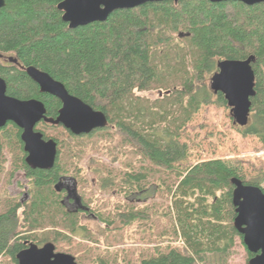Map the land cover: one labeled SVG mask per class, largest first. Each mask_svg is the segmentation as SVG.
<instances>
[{"label":"trees","instance_id":"16d2710c","mask_svg":"<svg viewBox=\"0 0 264 264\" xmlns=\"http://www.w3.org/2000/svg\"><path fill=\"white\" fill-rule=\"evenodd\" d=\"M4 1L0 9V53L11 54L20 65L19 69L0 64L7 94L41 100L46 115L56 117L61 102L40 92L28 77L24 69L32 65L63 83L70 94L102 111L107 125L74 135L61 125L37 124L35 129L45 139L57 142L56 161L50 169H34L24 161L21 129L14 123L0 129V133L7 126L14 129L22 150L20 162L31 182L22 225L27 235L19 237L15 207L0 212V264H17L19 250L29 243L40 246L45 242L75 255L77 264H133L118 249H100L98 237L113 236L137 221L147 223L150 207L144 199L151 191L169 196L166 209H173L178 227V231L173 228L172 235L179 234L183 244L157 246L136 263L201 264L206 255L225 254L234 237L242 242L233 226L230 179L238 177L261 188L264 173L245 179L222 159L181 168L189 146L180 137L182 128L204 104L226 107L235 123L232 107L222 91L212 86L211 78L224 60H248L254 73V92L249 97L246 122L237 130L242 137H256L264 148V100L257 101L261 93L264 95L259 76L260 68L264 72V2H146L116 9L104 21L69 28L57 9L62 0ZM155 90L164 91L161 98L138 94ZM47 128L58 132L50 134ZM99 141L103 142L99 152L110 162L122 158L121 168L102 164L105 174L96 178L100 188L133 197L107 213L89 206L97 221L105 225L102 235L83 226L78 218L81 212L67 209L61 203L62 192L54 188L63 176L59 163L63 143L73 160L81 157L87 143L95 146ZM69 165L75 167L73 162ZM134 200L144 206L134 207ZM41 228L42 232L35 231Z\"/></svg>","mask_w":264,"mask_h":264},{"label":"rangeland","instance_id":"374dc122","mask_svg":"<svg viewBox=\"0 0 264 264\" xmlns=\"http://www.w3.org/2000/svg\"><path fill=\"white\" fill-rule=\"evenodd\" d=\"M260 74V86H263L264 72L262 68H260L259 76ZM210 78L211 76L208 77L207 83ZM163 93V90L138 92L139 95L150 99L161 98ZM263 100L264 95L261 93L257 101L261 102ZM241 126V123H233L231 112L226 107L217 104L202 105L192 119L182 128L180 140L187 141L189 150L187 159L180 164V167L186 168L209 159H222L228 164L234 165L239 175L245 179L258 175L262 176L264 173V148L256 137L252 135L242 137L237 130ZM46 131L50 134L58 132L51 128H47ZM102 145V141H99L95 146L87 143L81 157L72 160L68 155L69 151L66 150V144L63 143L59 163L63 176L76 179V188L83 201L95 211L107 213L119 205L128 203L127 200L133 199V197H125L123 193L116 190H102L100 188L96 178L105 174V168L102 164L121 168L120 163L122 161V158H119L116 162H110L109 158L98 150ZM0 149V212L14 206L20 199H23V205L16 212L18 225H20L17 231L19 237H23L27 235L22 225L31 197V182L28 176L26 179L23 173H17V169L22 168L20 162L22 150L17 143L15 131L11 126H7L5 132L0 133ZM124 155L123 158H127ZM71 162L74 163L75 167H70ZM65 182L70 186L72 185L69 180ZM260 186L264 190V180L261 181ZM146 195L149 198L144 200H148L150 207V219L147 223L137 221L113 236H107V234L102 235L101 232L105 225L97 221L96 218L80 213L78 214L79 222L95 234L100 233L102 235L98 237V247L100 249H118L133 264L141 255L152 253V250L157 246L183 244L179 234L172 235L173 228L178 231V227L173 209H166L170 202L169 196L162 197L153 194V191L148 192ZM133 206L141 208L144 204L134 200ZM166 212L167 214L163 215ZM43 230L42 228L35 229L36 232H42ZM74 239L78 238L74 237ZM107 241L110 243H107ZM106 244L111 246H106ZM63 245L59 244L58 247L66 249L67 247H63ZM55 248L56 251L67 252L58 250L56 246ZM248 257L244 244L238 237H234L232 246L225 254H221V256L206 255L205 261L201 264H247ZM0 261H3V257H0Z\"/></svg>","mask_w":264,"mask_h":264},{"label":"water","instance_id":"95a60500","mask_svg":"<svg viewBox=\"0 0 264 264\" xmlns=\"http://www.w3.org/2000/svg\"><path fill=\"white\" fill-rule=\"evenodd\" d=\"M179 0H62L57 9L62 11V20L69 28H76L95 21H104L116 9H129L146 2ZM210 2L240 1L247 5L264 0H208ZM5 5L0 0V9ZM11 60H15L10 58ZM25 72L34 81L42 93H48L61 102L56 117L46 115V107L41 100L19 99L6 93V83L0 77V128L7 122L14 123L21 129L20 139L26 153L25 161L32 168L50 169L57 157V142L45 139L36 130V125L46 122L61 125L74 135L88 134L107 125L106 115L91 107L77 96L68 92L63 83L54 79L47 72L35 66H27ZM254 73L248 60H224L219 64V71L211 78V84L219 88L228 104L232 107L235 123L244 124L249 113V97L253 95ZM233 185L232 205L235 216L233 226L242 236L246 250L252 254L248 264H264V191L255 185L245 184L238 177L230 179ZM62 182L54 188L61 191ZM72 196L80 205L76 183L67 188V198ZM89 210V209H84ZM17 264H77L71 253L56 251L52 242L38 246L29 243L16 255Z\"/></svg>","mask_w":264,"mask_h":264},{"label":"flooded vegetation","instance_id":"af4514ba","mask_svg":"<svg viewBox=\"0 0 264 264\" xmlns=\"http://www.w3.org/2000/svg\"><path fill=\"white\" fill-rule=\"evenodd\" d=\"M10 58H12V55L11 54H6V53H0V64L2 65V66H4V67H10V68H12V67H16V68H19L20 69V65H19V63L17 62V60L15 59V58H13V59H15L14 61L13 60H11ZM26 68V67H25ZM25 70V69H24ZM2 78V77H1ZM3 79V78H2ZM6 83V82H5ZM39 87V86H38ZM40 91V90H39ZM6 93H7V85H6ZM11 96V95H10ZM58 112V111H57ZM10 122V121H9ZM9 122H7L6 123V125L9 123ZM41 122V121H40ZM39 122V123H40ZM43 122V121H42ZM38 123V124H39ZM5 125V126H6ZM4 126V127H5ZM3 128V127H2ZM36 128V127H35ZM1 129V128H0ZM22 149H23V143H22ZM23 152H24V150H23ZM25 153V152H24ZM25 157H26V153H25ZM25 157H24V161H25ZM26 162V161H25ZM18 171H17V173H23L24 175H25V177H26V179H27V173H26V171H25V169L22 167L21 169H17ZM71 181L72 182V184H73V182L75 181L74 180V178L73 177H65V176H61L59 179H58V181H60V182H62V184H63V186H62V190L61 191H59V192H62V194H63V196H62V201H61V203L65 206V207H67V209H71V210H73V211H80L81 213H83V214H85L86 216H91V217H93V218H95V216L90 212V210H84V209H90V207L89 206H87V204L83 201V199H82V197H81V195L78 193V191H77V193H78V196L80 197V205H79V203H77L75 200H74V198L72 197V196H70V197H68L67 198V188L69 187V188H71V186H70V184H68V183H66L65 181ZM70 183V182H69ZM75 183H76V181H75ZM76 190H77V188H76ZM136 199H139V198H136ZM22 202H23V199H20L19 200V202H17V204H15L14 206H11L10 208L8 207V208H6V209H12L13 207H15L14 209H15V214H16V212L18 211V209L19 208H21V206L23 205L22 204ZM252 255V254H251Z\"/></svg>","mask_w":264,"mask_h":264}]
</instances>
